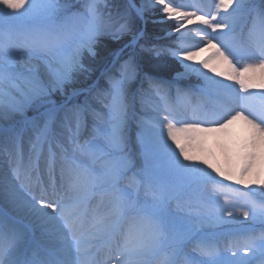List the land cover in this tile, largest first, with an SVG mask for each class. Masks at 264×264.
<instances>
[{
  "label": "snow or ice",
  "instance_id": "snow-or-ice-1",
  "mask_svg": "<svg viewBox=\"0 0 264 264\" xmlns=\"http://www.w3.org/2000/svg\"><path fill=\"white\" fill-rule=\"evenodd\" d=\"M98 3L99 0H89L84 6L85 13H73L57 24L58 0H42L39 5L36 0H0V25L10 19H31L37 14L49 21L47 26L40 27L17 26L5 30L0 26V119L24 115L29 108L37 111V116L25 119L24 128L35 134L32 161L40 158L47 144L49 174V186L37 178L33 188L31 171L35 164L30 163L28 171L22 173L21 132L14 131L9 138L11 149L6 151L10 156L15 153L16 167L0 191L10 203L41 224L55 227L60 237L58 249L33 252L31 258L23 259L19 252L26 243L25 229L18 220L0 211V264H108L109 261L152 264L156 257L160 258L159 264H178V260L182 264H229L219 258L215 238L200 228L189 229L179 242L170 240L163 216L171 193L159 183L152 160L161 150L169 152L172 165L186 174L190 183L212 185L208 202L198 198L191 209L197 216L207 215L211 223L242 217L245 221L264 224V82H252L255 69H264V0H259V4L255 0H213L211 10L178 0H148L139 7L129 5L140 18L155 9L161 19L154 22H172L177 40L166 51L184 68L177 76L202 77L219 101L210 117L207 113L201 115L198 106H191V122L174 112V105L189 107V93L177 88L172 98L164 82L147 74L143 79L149 85L148 90L141 86L132 92L133 81L140 75L134 56L106 68L102 77L107 81V89L98 86L87 89L82 103H70L80 94L76 89L62 103L52 99L53 94L64 95L77 74L91 71L83 62L84 54L94 57L101 37L119 39L131 33L132 43L136 44L144 35L143 31L133 30L128 9L116 15L105 14ZM74 16L84 17L87 26L74 46L67 49L72 39L69 21ZM249 16L259 21V33L250 29L247 41L237 46V28ZM190 34L199 37V43H185ZM201 44L215 51L197 62ZM141 48L155 56L161 55V49L155 46L141 45ZM25 57L31 66L21 64ZM213 58L225 63L229 70L217 72L209 64ZM34 59H43L45 75L39 73L38 65L31 63ZM210 73L239 85V93L243 94L239 96V110L229 106L228 93L234 85ZM137 96L142 106L157 114L153 120L141 121L138 127L143 129L148 123L153 129L159 125L161 131L159 136L153 135L151 142L146 141L143 131L137 133L138 159L134 161L127 120ZM105 100L108 102L104 103ZM93 101L106 111L94 108ZM161 112L166 114L160 116ZM238 120L247 126L249 135L231 150L232 164L225 169L216 162V154L207 140L213 134L225 132ZM204 124L210 126L203 127ZM58 128L69 133L73 153L70 157L60 141L62 131ZM54 149L59 150L66 162V167L60 169V179L72 195L60 196L57 191L58 152ZM193 149H199L203 155L195 154ZM22 176L29 181L27 184ZM225 180L248 191L241 193L232 183L226 185ZM22 190L27 192L23 199L18 196ZM241 194L246 198L243 203L239 199ZM257 194L260 200L254 198ZM186 245L198 252L200 259L191 258ZM249 254L264 258V231L249 237L244 253L234 252L232 257L240 256L237 264H249L246 258Z\"/></svg>",
  "mask_w": 264,
  "mask_h": 264
},
{
  "label": "rangeland",
  "instance_id": "rangeland-1",
  "mask_svg": "<svg viewBox=\"0 0 264 264\" xmlns=\"http://www.w3.org/2000/svg\"><path fill=\"white\" fill-rule=\"evenodd\" d=\"M41 2L42 0H36V3L38 5ZM87 2H89V0H58L60 11L57 13L56 23H62L65 20V17L71 16L73 13H85L84 6ZM178 2H183L185 4H200L206 10H211L213 8V0H178ZM255 2L259 4V0H255ZM146 3L147 0H99L98 7L105 14L111 12L113 15H116L118 12H123L128 7V11L133 23V30L138 32L141 27L144 26V35L136 44L132 43L133 36L131 33L124 34L120 36L119 39H113L109 35L101 37L95 48L96 55L93 57L89 56L87 53L84 54L83 62L87 68L91 69V71L86 72L85 74H77L78 76H75L73 83L67 88L66 93L64 95L56 93V95L59 96V100L54 99V97L52 96L53 100H55L59 104L64 100H67L71 95L73 89H76L80 91V94L73 97L70 103H81V101H84L85 95L87 94L86 90L89 89L93 85V83V86H98L101 89H107V81L102 77V73L105 71V69L111 67L116 61L123 62V60L128 59L129 56H134L139 64L140 75L137 80L133 81L131 89L132 92H137L141 88V86H143L145 91L148 90L149 85L143 79L144 74H147L155 78L156 80L164 82L165 88L172 98L175 97L177 88L189 93L188 101H193L194 104L199 102V104H203V106L206 107V109H203L201 111V115H203L205 113L204 110H206L209 117L211 116L212 112L215 110L216 105L219 103L217 98L213 95V91L211 89H208V86L206 85L203 78L197 76L196 74H189L178 77L177 74L183 73L184 68L177 59L172 57L166 51L169 47H174L177 40V35L172 32V29L174 27L172 22H154L158 19H161L158 11L155 9L146 12L144 17L140 18L135 14V11L129 7L130 4H135L137 7H139L141 6V4ZM48 24L49 21H47L42 15L37 14L33 18L24 21L10 19L0 26L7 30L9 27H40L47 26ZM253 24L254 21L250 16L241 20L236 32L238 38L237 46L247 41L250 29L254 30V32L258 35L260 24H258L257 27H254ZM86 26L87 21L84 17H72V19L69 21V28L72 32V39L66 45L67 49H70L72 46H74L76 40L86 29ZM189 27H192V25H189ZM157 32H159V35L154 36L153 34H156ZM170 32H172L171 35H169ZM148 35L151 38H149ZM142 39H145L147 42L141 43ZM199 39L200 38L195 36L194 34H190L185 38V43L196 44L199 43ZM151 40L153 41L151 42ZM158 42L159 45H161V43L164 45L159 47ZM217 43L219 42L217 41ZM141 45H144L143 47L145 48L155 46L161 49V55L155 56L154 54L148 52H139L138 49L139 47H141ZM200 48L202 50L197 52V62L212 56V53L215 51L213 48L206 47L203 44L200 45ZM114 54L116 55V57ZM112 55H114V57ZM109 57H111V59L113 60H109ZM49 59H51V57H49ZM37 61H40L47 71L43 59H37ZM209 64L214 66L217 69V72H227L229 70L225 63L218 61L215 58L209 60ZM237 66L239 67L240 65L237 64ZM210 75L216 76V79L218 80H225V83L227 84L234 85V88L228 93L229 106L235 108L236 110H239V96L243 95L242 93H239V85L234 81L227 80L225 77L216 75V73H210ZM252 82L255 84L264 82V69H255L254 73L252 74ZM18 83H20L21 87H24L23 82L18 81ZM5 87H7V84H5ZM253 90L255 91L258 89ZM200 98L202 99L200 100ZM190 101L189 107H185V109L183 105H174V112L178 115V117L185 118L188 120V122H191L192 117L189 111L191 104ZM107 102V100L104 101V103ZM253 103H255V101H253ZM206 105H213V107H209L207 109ZM93 107L97 110L106 111V109H103L102 105L97 101H93ZM32 110V112L36 111L35 109ZM165 114L166 113L161 112L159 115L163 116ZM25 115L26 114L15 115L13 117L5 119V121L7 120L8 123H5L4 128H0V176H2V178L6 179L7 181L12 175L13 168L16 167L15 153L13 152V154L10 156L8 154V151H6V149H11L9 138L14 131L21 132L20 143L22 147L23 161H27L32 156L31 147L28 145V141L26 140L25 135H23V131L26 128H24L22 125L20 126L19 121L20 118ZM156 115L157 114L153 109L141 105L139 96H137L131 104V107L129 109V117L127 120V134L129 137V146L134 153V161L138 159V157L135 155L138 147L136 144L137 133L143 131L146 141L151 142L153 139V135L156 134L157 136H159V133L161 131V127L159 125L157 126V128L153 129L151 124L145 123L143 129H141L140 127H138V124L141 121L153 120ZM202 126L209 127L210 125L204 124ZM27 130L31 131L30 129ZM32 133L33 132L31 131L30 134ZM86 134L87 133H85V135ZM33 135L35 136L34 133ZM164 135L166 136V130H164ZM248 135L249 129L244 124V122L238 120L230 125L229 128L225 130V132L209 136L207 144L214 150L216 154V162L219 166L224 167L225 169L231 166V150L235 147V145L240 143ZM2 141L6 142L3 147L1 146ZM169 144H171V141H169ZM172 147L175 148V145H172ZM176 151L178 152V149H176ZM193 151L197 155H203V153L200 152L199 149H193ZM72 154L73 153L71 152V154L67 155L70 157ZM181 159H183V157H181ZM57 161L61 162L62 167H66V162L61 158L60 154L57 156ZM171 161V153L163 150L157 152L152 160V163L158 175L159 183L171 193V196L164 208L163 216L164 224L169 234L170 240L174 243L179 242L183 234L194 227L200 228L204 233L214 237L215 241L228 234V236L232 237V239H228L232 241L233 245L217 244L220 254L219 258L222 261L229 262V264H237V262L240 260V256L233 258L232 253L236 252L243 254L245 247L249 243V240H242V238H244L245 236L251 237L252 234L258 235L260 232L264 231V224H261L259 221H245L242 217L232 221H229L226 218V222L224 223H211L207 215L197 216L193 211H191V209L195 207L198 198L203 202H208L209 196L212 192V185H196L190 183L187 175L175 168L172 165ZM30 162L34 163L35 166L39 164L42 165V161L40 158L35 161H32L30 159ZM23 164L24 162L22 163V165ZM27 164H29V162H27ZM209 171L212 170L209 169ZM213 175L216 174L213 172ZM55 177L60 186L58 189L59 195H72L71 192L67 191V185L65 181L60 179V173L58 175H55ZM2 178L0 177V188L5 187L7 183V181H2ZM217 179L222 178L217 177ZM35 181L37 180L31 178L33 188H36ZM39 181L41 182L42 180ZM224 183L227 185L232 182L225 180ZM232 187L240 189L241 193L248 191V189L243 188V186L235 185L234 183H232ZM18 195H21V198L23 199L27 196V192L22 190L18 193ZM254 198L260 200L261 196L257 194ZM239 199L240 203H243L246 198L241 194ZM95 203L96 201L94 200L92 204L95 205ZM0 204L3 205V212L11 214L13 216V219L18 220L19 222L26 221L27 218L22 215V210L20 208H17L16 206H13V204L10 203L7 199H4L3 191H0ZM219 204L220 206L223 205L222 198ZM217 214L219 213L217 212ZM29 224L32 225L33 223L30 221ZM34 228L36 230V232L34 233L37 235V228L39 227L37 226ZM39 231L41 232V230ZM235 234L237 235V237H233V235ZM238 244H240L241 247H232ZM189 247L191 248V246ZM188 254L193 259H200L199 253L193 251L192 248L190 249ZM246 258L248 259V261H261L260 259H264L259 256L253 258L250 254ZM159 262L160 258L156 257L153 258L152 264H159ZM254 264L256 263L254 262Z\"/></svg>",
  "mask_w": 264,
  "mask_h": 264
},
{
  "label": "bare ground",
  "instance_id": "bare-ground-1",
  "mask_svg": "<svg viewBox=\"0 0 264 264\" xmlns=\"http://www.w3.org/2000/svg\"><path fill=\"white\" fill-rule=\"evenodd\" d=\"M147 2H148V0H147ZM139 31H144V26L141 27V29ZM31 63L38 65V71H39V73L42 76L46 74L45 67H44V65L40 61H37L36 59H34V60L31 61ZM21 64L22 65H26V66H31V65L28 64L27 57H25V59L23 61H21ZM207 108H209V106H207ZM5 123H8V121L7 120L5 121V119H0V128H4ZM8 125H10V124H8ZM5 127H9V126H5ZM1 143H2L1 144L2 147H3V145L6 144V142H4V141H2ZM0 177L2 178V176H0ZM2 181L6 182L7 180L2 178ZM20 194H23V193H20ZM18 196H19V198H21V195H18ZM4 199H7V197H6L5 194H4ZM13 206H15V205H13ZM22 215L24 217H26L28 219V221L30 220L33 223V227H37L38 226V227L43 228L44 230H47L46 227H49V230L50 231L56 230V228L53 227L52 225H43V224H41L39 220H37L35 217H32V216L28 215L27 212L24 211V210H22ZM26 226L29 229H32L33 228V227L29 226V225H26ZM54 246L55 247H60V242L56 243V245H54ZM48 250H52V249H48ZM38 252H44V251L41 248H39Z\"/></svg>",
  "mask_w": 264,
  "mask_h": 264
},
{
  "label": "trees",
  "instance_id": "trees-1",
  "mask_svg": "<svg viewBox=\"0 0 264 264\" xmlns=\"http://www.w3.org/2000/svg\"><path fill=\"white\" fill-rule=\"evenodd\" d=\"M127 9H128V7H127ZM129 10V9H128ZM148 30V29H147ZM147 30H146V33H147ZM145 33V34H146ZM154 36H157V35H159V32H157L156 34H153ZM149 36V35H148ZM149 38H151L150 36H149ZM153 40H151V42H152ZM142 42H147L145 39H142L141 40V43ZM159 42H161V41H159ZM159 42H158V45H159ZM162 45H164V44H162L161 43V45H159V47L160 46H162ZM144 46V45H143ZM145 48V47H144ZM138 51L139 52H145V51H142V49H141V47H139V49H138ZM147 53V52H146ZM113 56V55H112ZM111 56V57H112ZM111 57H109L108 59L110 60L111 59ZM85 74V73H84ZM79 75V74H78ZM77 75V76H78ZM83 77V76H82ZM53 97H54V99H56V100H59V96L58 95H56V94H54L53 95ZM83 101H81V103H82ZM33 110H32V108H29L28 109V111L27 112H25V114H28V113H30V112H32ZM255 234H252L251 236H254ZM234 237V236H233ZM235 237H237V235H235ZM228 238H230V239H232V237L231 236H228V234H226L223 238H220V239H218V240H216V243L218 244V245H228V244H230V245H233V243H232V241L230 240V239H228ZM242 240H249V236H245L244 238H242ZM241 247L240 246V244H238V245H236V246H232V247ZM256 264H261V261H258Z\"/></svg>",
  "mask_w": 264,
  "mask_h": 264
}]
</instances>
